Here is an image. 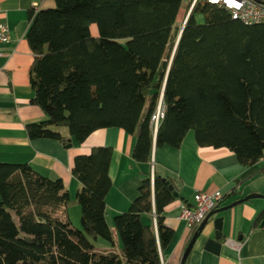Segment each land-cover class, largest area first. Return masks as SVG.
Wrapping results in <instances>:
<instances>
[{
    "label": "trees",
    "instance_id": "obj_1",
    "mask_svg": "<svg viewBox=\"0 0 264 264\" xmlns=\"http://www.w3.org/2000/svg\"><path fill=\"white\" fill-rule=\"evenodd\" d=\"M54 1L30 12L26 32L31 102L47 115L26 125L28 136L67 144L53 129L65 127L80 144L94 130L119 127L136 138L135 160L150 168L129 209L113 217L120 249L102 251L93 240L115 243L105 216L112 147L75 156L72 173L82 186L74 199L62 178L0 162V264H163L160 248L174 233L164 209L176 196L171 178L152 173L155 147H180L194 130L200 146L235 152L246 167L237 184L264 174V22L244 23L207 0H196L183 24L182 0ZM161 99L165 115L155 132ZM74 203L80 228L68 215ZM253 225H264V208Z\"/></svg>",
    "mask_w": 264,
    "mask_h": 264
},
{
    "label": "crops",
    "instance_id": "obj_2",
    "mask_svg": "<svg viewBox=\"0 0 264 264\" xmlns=\"http://www.w3.org/2000/svg\"><path fill=\"white\" fill-rule=\"evenodd\" d=\"M187 1L181 2L187 4ZM54 6V0H0V23H6L11 31V40L0 43V162L28 163L43 175L62 178L74 199L82 186L72 173L75 156L89 154L98 146L112 147L109 168L113 185L106 197L105 216L115 243L113 246L102 238L93 241L99 250H119L121 242L113 217L129 209L139 195L145 176L143 171L150 168V164L134 158L136 138L122 128L107 127L94 130L79 144L68 128L53 127L67 137V144H71L68 146L54 139H31L26 131L27 124L47 119L45 112L31 102L34 91L29 70L34 55L26 38L32 22L30 12ZM90 31L98 35L96 25L93 24ZM195 138V132L190 130L180 147L164 145L155 147L152 153L154 172L171 178L179 194L164 209L165 224L174 233L171 242L160 248L162 263L181 264L189 239H192L191 229L180 218L183 205H193L197 192L219 191L224 197L194 242L188 264H264V225H253L258 212L264 208V174L245 184H237L246 167L239 163L235 152L227 147L200 146ZM258 166L264 167V157L258 161ZM234 187L236 191L233 192ZM256 193L262 196L230 206ZM68 213L70 220L80 226V206L72 204ZM217 218H222V245L215 252L207 247V242L215 237ZM154 219L153 215H143L145 222L155 223Z\"/></svg>",
    "mask_w": 264,
    "mask_h": 264
},
{
    "label": "built area",
    "instance_id": "obj_3",
    "mask_svg": "<svg viewBox=\"0 0 264 264\" xmlns=\"http://www.w3.org/2000/svg\"><path fill=\"white\" fill-rule=\"evenodd\" d=\"M210 3L222 6L230 11L234 19L241 20L244 23H263L264 22V3L258 0H207ZM11 40V31L6 23H0V43H7ZM2 53L0 52V56ZM165 115V105L161 99L154 116H152V129L157 131L161 120ZM152 173L154 172V161L152 157ZM224 195L217 191L214 193L197 192L193 205L184 204L180 218L184 219L192 234L198 230V226L206 219L208 213L212 212L221 202ZM155 224H156V218Z\"/></svg>",
    "mask_w": 264,
    "mask_h": 264
},
{
    "label": "water",
    "instance_id": "obj_4",
    "mask_svg": "<svg viewBox=\"0 0 264 264\" xmlns=\"http://www.w3.org/2000/svg\"><path fill=\"white\" fill-rule=\"evenodd\" d=\"M258 1L264 3V0H258ZM67 145L70 146L71 144H67ZM170 188L174 190V185L170 184ZM174 195L176 197L179 196V194H178V192L176 190H174ZM260 196H262V195H260V194L257 195V193L256 194H249V195L245 196L244 198L231 203L230 206H234V205H236L238 203H241V202H243L245 200L247 201L248 199H252V198H255V197L258 198ZM216 212H217V210L208 213V216L206 217V219L200 224V226H198L199 227L198 230L194 233L192 239H190L191 241H190V243L188 245L187 250L185 251V254H184V257H183V260H182L181 264L185 263V259H186L187 254H188L187 252H189L192 249L194 242L197 240L199 235L202 233V231L204 229V226H206L209 218ZM221 225H222V218H217L215 220V227L217 229V231L215 232V237L214 238H210L208 240V242H207V247H209V249L210 248L213 249L215 252H218L220 250V248H221V245H222L221 242H220V240L222 239V232H221L222 226Z\"/></svg>",
    "mask_w": 264,
    "mask_h": 264
},
{
    "label": "rangeland",
    "instance_id": "obj_5",
    "mask_svg": "<svg viewBox=\"0 0 264 264\" xmlns=\"http://www.w3.org/2000/svg\"><path fill=\"white\" fill-rule=\"evenodd\" d=\"M184 1H187V0H184ZM195 2H196V0H191V1H187V4H183V9L181 10V12L179 14V22L180 23H182V24L185 23V21L187 19V16H188V13L191 12L192 6L194 5ZM189 4H191V8H189V11H187L186 9H187V7H188ZM199 20H200V22H203L204 21L202 17H199ZM75 226L80 228L81 225L80 226L75 225ZM120 245H121V243H120Z\"/></svg>",
    "mask_w": 264,
    "mask_h": 264
},
{
    "label": "bare ground",
    "instance_id": "obj_6",
    "mask_svg": "<svg viewBox=\"0 0 264 264\" xmlns=\"http://www.w3.org/2000/svg\"><path fill=\"white\" fill-rule=\"evenodd\" d=\"M153 157V156H152ZM69 215V214H68ZM157 225V224H156Z\"/></svg>",
    "mask_w": 264,
    "mask_h": 264
}]
</instances>
